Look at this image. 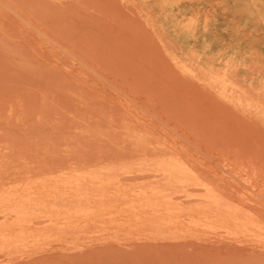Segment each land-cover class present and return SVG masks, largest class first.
I'll return each instance as SVG.
<instances>
[{
    "label": "rangeland",
    "instance_id": "374dc122",
    "mask_svg": "<svg viewBox=\"0 0 264 264\" xmlns=\"http://www.w3.org/2000/svg\"><path fill=\"white\" fill-rule=\"evenodd\" d=\"M0 264H264V0H0Z\"/></svg>",
    "mask_w": 264,
    "mask_h": 264
}]
</instances>
